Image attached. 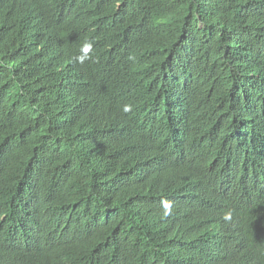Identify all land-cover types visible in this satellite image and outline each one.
Returning <instances> with one entry per match:
<instances>
[{
  "label": "trees",
  "instance_id": "1",
  "mask_svg": "<svg viewBox=\"0 0 264 264\" xmlns=\"http://www.w3.org/2000/svg\"><path fill=\"white\" fill-rule=\"evenodd\" d=\"M37 236L264 264V0H0V264H45Z\"/></svg>",
  "mask_w": 264,
  "mask_h": 264
},
{
  "label": "clouds",
  "instance_id": "2",
  "mask_svg": "<svg viewBox=\"0 0 264 264\" xmlns=\"http://www.w3.org/2000/svg\"><path fill=\"white\" fill-rule=\"evenodd\" d=\"M40 4H42L43 8L47 11H57L63 6V2L66 0H36ZM76 40V44L78 46L83 45L79 38L72 34ZM84 46V45H83ZM92 48L90 43L84 46L83 51L88 52ZM81 63H83L84 57L78 58ZM124 111H130L129 106H125ZM173 214V207L170 202H166L164 204V212L163 218H167ZM223 220L225 222H230L232 220V213L231 211L226 212L223 216ZM28 239V243H25L24 247L30 250L34 244L35 236H26ZM39 240V256L41 258H48V261L45 264H71L70 263V253H71V246L65 244L68 242L67 236H37ZM43 247V248H41ZM262 249H264V237L262 236ZM55 253L59 256L58 259L53 260ZM217 254L216 253H207L206 256L209 258V262L213 259V257Z\"/></svg>",
  "mask_w": 264,
  "mask_h": 264
}]
</instances>
